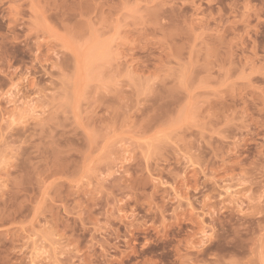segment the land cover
Segmentation results:
<instances>
[{"label": "rangeland", "instance_id": "obj_1", "mask_svg": "<svg viewBox=\"0 0 264 264\" xmlns=\"http://www.w3.org/2000/svg\"><path fill=\"white\" fill-rule=\"evenodd\" d=\"M262 13L0 0V264H264Z\"/></svg>", "mask_w": 264, "mask_h": 264}, {"label": "snow or ice", "instance_id": "obj_2", "mask_svg": "<svg viewBox=\"0 0 264 264\" xmlns=\"http://www.w3.org/2000/svg\"><path fill=\"white\" fill-rule=\"evenodd\" d=\"M264 15V13H262ZM94 32V27L92 25L87 26H77L76 30H65L66 41L69 44L74 43L75 41H85L86 39H91V34ZM14 87V85H13ZM262 122H264V116L261 117ZM173 131L172 127H169V132ZM264 134V132H262ZM264 163V161H262ZM262 178H264V170H262ZM264 198V197H262ZM97 251H102L97 247ZM62 264H70V260H65ZM92 264H100L99 261H93ZM112 264H115L113 261Z\"/></svg>", "mask_w": 264, "mask_h": 264}]
</instances>
